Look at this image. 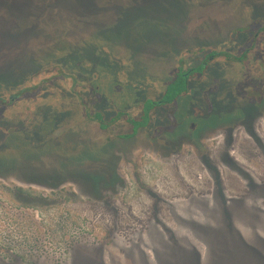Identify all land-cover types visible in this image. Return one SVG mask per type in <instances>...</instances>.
<instances>
[{
	"label": "rangeland",
	"instance_id": "374dc122",
	"mask_svg": "<svg viewBox=\"0 0 264 264\" xmlns=\"http://www.w3.org/2000/svg\"><path fill=\"white\" fill-rule=\"evenodd\" d=\"M260 27L264 0H0V264L251 251L238 244L264 238ZM211 51L236 59H213L123 136L119 112L138 117Z\"/></svg>",
	"mask_w": 264,
	"mask_h": 264
},
{
	"label": "trees",
	"instance_id": "16d2710c",
	"mask_svg": "<svg viewBox=\"0 0 264 264\" xmlns=\"http://www.w3.org/2000/svg\"><path fill=\"white\" fill-rule=\"evenodd\" d=\"M221 56L225 59H236V57L229 53L228 51H211L209 52L204 60H202L198 65L194 67L187 68L185 70L179 68L178 71L174 74V77L171 78L165 85L164 91L160 98L158 99H145L141 105H140V114L138 117H133L129 113H121L119 112L118 115L123 116L124 120L128 122L132 127V132L128 134H124V137H132L137 129L141 127H145L149 124L150 121V112L156 108L157 106L161 105H168L182 97L186 92L188 91V82L189 80L197 75L202 74L204 70L207 68L208 63L213 60L214 58ZM240 59V57H237ZM92 118L96 121H98L99 125L101 127H105L106 125L103 124V114L101 112H95L92 116ZM229 223L227 224V226ZM230 226H228L229 228ZM233 228V227H232ZM230 230L231 227H230ZM255 239L253 243H256L257 246H260L264 249V238H261L255 234ZM247 239L240 237L239 238V247H247L251 251H249L247 254L243 252H234L230 257L229 261L230 264H234V262L238 259L241 263L240 264H259L256 261H264V255L263 253L259 254L256 252L254 248L251 247L252 244L249 243ZM245 246V247H244ZM264 252V250H263ZM253 254L255 257H253ZM238 255V256H237ZM209 258V257H208ZM215 257H212L214 259ZM255 258V259H254ZM205 262V261H204Z\"/></svg>",
	"mask_w": 264,
	"mask_h": 264
},
{
	"label": "flooded vegetation",
	"instance_id": "af4514ba",
	"mask_svg": "<svg viewBox=\"0 0 264 264\" xmlns=\"http://www.w3.org/2000/svg\"><path fill=\"white\" fill-rule=\"evenodd\" d=\"M260 28H261L262 30H264V27H260ZM218 57H219V56H218ZM220 57H221V56H220ZM240 57H241V56H240ZM214 59H215V58H214ZM211 61H212V60H211ZM211 61H210V62H211ZM173 77H174V75H173ZM173 77H172V78H173ZM163 91H164V90H163ZM161 106H164V105H161ZM157 107H159V106H157ZM122 117H123V116H122ZM124 121H125V120H124ZM127 123H128V122H127Z\"/></svg>",
	"mask_w": 264,
	"mask_h": 264
},
{
	"label": "crops",
	"instance_id": "0c3cea01",
	"mask_svg": "<svg viewBox=\"0 0 264 264\" xmlns=\"http://www.w3.org/2000/svg\"><path fill=\"white\" fill-rule=\"evenodd\" d=\"M249 120V119H248ZM251 122V121H250ZM234 141H235V139H233ZM239 142V141H238ZM239 144H241L242 145V143L241 142H239Z\"/></svg>",
	"mask_w": 264,
	"mask_h": 264
}]
</instances>
